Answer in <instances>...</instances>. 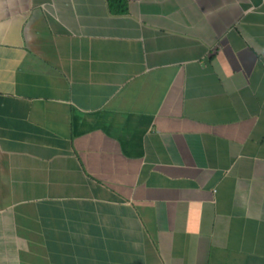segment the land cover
<instances>
[{
	"label": "crops",
	"instance_id": "1",
	"mask_svg": "<svg viewBox=\"0 0 264 264\" xmlns=\"http://www.w3.org/2000/svg\"><path fill=\"white\" fill-rule=\"evenodd\" d=\"M0 264H264V0H0Z\"/></svg>",
	"mask_w": 264,
	"mask_h": 264
}]
</instances>
